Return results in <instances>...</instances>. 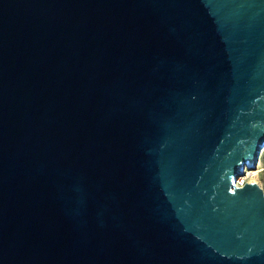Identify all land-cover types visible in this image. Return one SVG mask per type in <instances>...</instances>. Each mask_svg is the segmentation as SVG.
Segmentation results:
<instances>
[{
    "label": "water",
    "instance_id": "95a60500",
    "mask_svg": "<svg viewBox=\"0 0 264 264\" xmlns=\"http://www.w3.org/2000/svg\"><path fill=\"white\" fill-rule=\"evenodd\" d=\"M264 0H0V264H264Z\"/></svg>",
    "mask_w": 264,
    "mask_h": 264
},
{
    "label": "bare ground",
    "instance_id": "6f19581e",
    "mask_svg": "<svg viewBox=\"0 0 264 264\" xmlns=\"http://www.w3.org/2000/svg\"><path fill=\"white\" fill-rule=\"evenodd\" d=\"M259 168L260 166L255 170V168L247 167L244 172L245 176L239 177L238 184L241 185L242 182L245 183L247 181H258V178L260 176Z\"/></svg>",
    "mask_w": 264,
    "mask_h": 264
},
{
    "label": "rangeland",
    "instance_id": "374dc122",
    "mask_svg": "<svg viewBox=\"0 0 264 264\" xmlns=\"http://www.w3.org/2000/svg\"><path fill=\"white\" fill-rule=\"evenodd\" d=\"M260 166L259 170H260V176L258 178V181H255L257 182L264 190V148L262 149L261 151V154H260V157H259V161L257 162V165L255 167V170L258 169V167ZM249 167V166H246L245 169ZM245 176L244 174L240 177H243Z\"/></svg>",
    "mask_w": 264,
    "mask_h": 264
},
{
    "label": "built area",
    "instance_id": "2783aa9c",
    "mask_svg": "<svg viewBox=\"0 0 264 264\" xmlns=\"http://www.w3.org/2000/svg\"><path fill=\"white\" fill-rule=\"evenodd\" d=\"M246 183V182H245ZM244 182L241 183V185H244L245 184Z\"/></svg>",
    "mask_w": 264,
    "mask_h": 264
}]
</instances>
